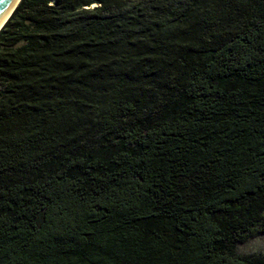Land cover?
<instances>
[{
    "label": "trees",
    "instance_id": "obj_1",
    "mask_svg": "<svg viewBox=\"0 0 264 264\" xmlns=\"http://www.w3.org/2000/svg\"><path fill=\"white\" fill-rule=\"evenodd\" d=\"M264 0H21L0 30V264H264Z\"/></svg>",
    "mask_w": 264,
    "mask_h": 264
},
{
    "label": "rangeland",
    "instance_id": "obj_2",
    "mask_svg": "<svg viewBox=\"0 0 264 264\" xmlns=\"http://www.w3.org/2000/svg\"><path fill=\"white\" fill-rule=\"evenodd\" d=\"M242 253H264V234L258 235L242 243L238 247Z\"/></svg>",
    "mask_w": 264,
    "mask_h": 264
},
{
    "label": "water",
    "instance_id": "obj_3",
    "mask_svg": "<svg viewBox=\"0 0 264 264\" xmlns=\"http://www.w3.org/2000/svg\"><path fill=\"white\" fill-rule=\"evenodd\" d=\"M21 0H0V30L11 17Z\"/></svg>",
    "mask_w": 264,
    "mask_h": 264
}]
</instances>
